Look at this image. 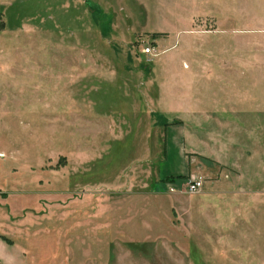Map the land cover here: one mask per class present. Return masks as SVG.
<instances>
[{"label": "rangeland", "instance_id": "1", "mask_svg": "<svg viewBox=\"0 0 264 264\" xmlns=\"http://www.w3.org/2000/svg\"><path fill=\"white\" fill-rule=\"evenodd\" d=\"M202 1L0 0V264H248L183 239ZM207 3L264 43V0Z\"/></svg>", "mask_w": 264, "mask_h": 264}, {"label": "crops", "instance_id": "2", "mask_svg": "<svg viewBox=\"0 0 264 264\" xmlns=\"http://www.w3.org/2000/svg\"><path fill=\"white\" fill-rule=\"evenodd\" d=\"M200 5L206 10L187 18L186 31L200 35V53L195 51L193 60L184 63L191 76L199 75L198 117L192 118L196 123L182 120V141L192 155L191 160L187 156L189 168L197 160L199 175L207 180L184 204L183 239L191 238L194 228L201 247L215 242L212 257L224 249L222 254L232 262L243 252L248 264H264V43L250 37L254 30L249 27L224 24L217 5L212 10L207 0ZM170 50H177V39ZM241 225L244 229H235ZM238 241L247 250L239 249Z\"/></svg>", "mask_w": 264, "mask_h": 264}, {"label": "built area", "instance_id": "3", "mask_svg": "<svg viewBox=\"0 0 264 264\" xmlns=\"http://www.w3.org/2000/svg\"><path fill=\"white\" fill-rule=\"evenodd\" d=\"M146 55H154L153 48L143 50ZM205 184V180L202 178H191L187 182V190L190 194H199Z\"/></svg>", "mask_w": 264, "mask_h": 264}, {"label": "trees", "instance_id": "4", "mask_svg": "<svg viewBox=\"0 0 264 264\" xmlns=\"http://www.w3.org/2000/svg\"><path fill=\"white\" fill-rule=\"evenodd\" d=\"M1 237L3 238V240H5L6 242H10L11 240H13L12 238L6 236V235H1ZM10 240V241H9Z\"/></svg>", "mask_w": 264, "mask_h": 264}]
</instances>
